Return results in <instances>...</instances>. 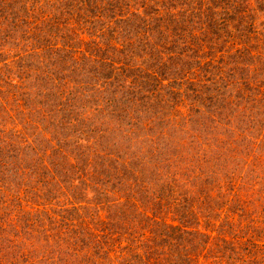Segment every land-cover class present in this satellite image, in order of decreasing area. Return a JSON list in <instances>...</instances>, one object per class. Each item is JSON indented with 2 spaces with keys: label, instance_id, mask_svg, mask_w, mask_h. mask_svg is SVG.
<instances>
[{
  "label": "rangeland",
  "instance_id": "374dc122",
  "mask_svg": "<svg viewBox=\"0 0 264 264\" xmlns=\"http://www.w3.org/2000/svg\"><path fill=\"white\" fill-rule=\"evenodd\" d=\"M0 2V264H264V0H111L114 35L105 8L65 33L52 0ZM93 40L138 77L87 72Z\"/></svg>",
  "mask_w": 264,
  "mask_h": 264
},
{
  "label": "trees",
  "instance_id": "16d2710c",
  "mask_svg": "<svg viewBox=\"0 0 264 264\" xmlns=\"http://www.w3.org/2000/svg\"><path fill=\"white\" fill-rule=\"evenodd\" d=\"M235 1L236 2H239L240 0H235ZM99 2H100V0H52V5L55 6V8L58 9V12L61 13L60 15H55V16L56 17L57 16L60 17V19H61L60 25H63L64 26V28L62 26H61V28L62 29H65V33H67L68 32L67 30H69V28H67V26L70 24V20H69L68 17L63 16L62 15L63 13H67L68 14L69 11H72L73 9H75L76 11H78V15L80 16V13H82L85 10H90V12H95V11L98 12V11L102 10L101 8H105V11H103V12H107L106 13V16H108L110 18V26L108 24L107 31L111 32L114 35V32L116 31V29H115L114 26H112V21H113V17L116 15V9L113 8L115 6L111 5L112 4L111 3V0H109V6L108 7H106L105 5L104 6H100L99 5ZM188 3H192L193 4V2H191V1H189ZM188 3H187V5H188ZM1 4L2 3L0 2V5ZM197 5L198 4H196V6ZM199 5H201V4H199ZM61 6H62L63 9L61 8ZM173 7L178 8L180 10L179 11L180 15L182 13L185 14V15L187 14V10L180 9L181 8V5H178L177 4V6H174L173 5ZM196 10H198V7L193 8V10L190 13L187 14L189 16V18L193 15V17L191 18L192 21L193 20H196V18L198 16V13L196 12ZM119 14H124V13L122 11V12H119ZM205 15L207 16V18H205V21H206L205 24H206V26L209 27V29H211V30L213 28L214 29V32L218 34V39H220L221 36H223V34H224V29H223L222 32H221V30H222V28L227 27V25H226L227 22L224 21L226 23H223V22L219 21L218 18L216 19V17L215 18H212L211 15H210V11H208L207 13H205ZM217 15H218V13H217ZM233 17H237V16H235V14L232 13L230 16L227 17V19H229V18L230 19H233ZM115 20L118 21V15L115 17ZM128 26H129V24H127V27ZM140 26H142V25L141 24H138V27H140ZM80 27H83V25H81ZM199 28L202 30V26H201L200 22H199ZM215 33H214V36H217ZM8 35H9V33H6L5 34V38L6 39H9L10 36L8 37ZM145 37H142V39H140L141 47L147 53L150 52V51L152 52V49H153L155 43L154 42L151 43L150 42V39L146 40ZM110 40H112V39L108 38V43H110ZM204 40H207V38L206 39L203 38L201 40L199 39L198 41H196L198 43V45L196 46V49L200 50V49H202L204 47V43H205ZM208 41H209V46H214L215 43H214V41L212 39L209 38ZM215 46H217V45H215ZM101 50H104V51L101 52ZM173 50L176 51L177 48L175 47ZM87 52L88 53H93V55L97 56V58H91V59H90L89 56H87V57L85 56V59H86V62L85 63L86 64L87 63L90 64V70H87V72H90V71L96 72V75L98 76V78L101 77V74L102 73L106 77H109V78H112L113 77V79H112L113 81H115L117 79H121L122 76H120V75H123L124 79L125 78L131 79L130 77H132L133 74H134L133 77L135 79H136V77H138V75H137V72H138L137 69L135 70V69H128V68L120 69V72L118 73V77H116L115 76L116 75L115 72H117V65H115V64H117L118 61H116V63H115V59L108 58V56L106 54L107 53L106 50L100 45V43H98L95 40L90 41V42L87 43L85 53H87ZM150 57H151V55H150ZM103 59H105V60H103ZM151 59H152V57L150 59H148V61H147V63H146L145 66L151 65ZM208 63H210V62H208ZM33 64H35L36 66H38V67H36V70H42V64H38L36 61H33ZM152 64H153V62H152ZM171 65H173L172 62L168 63V65H166V66H162L161 68L170 67ZM207 65H209V64H207ZM25 68L28 70V65H26ZM107 69H108V72H106ZM176 72H178V71H176ZM9 76H10V73H9ZM11 80H13V79H11ZM109 94L112 95L113 93H109ZM23 97L25 98V96H23ZM31 100H33L32 97H31ZM76 118H78V117H76ZM18 150H19L18 148H15V147L12 146L11 148H9L7 150V155H9V153H10L11 155H13V156H10V158H12V159H18L19 158V155L18 154H15V153H19V152H17ZM4 193H5V190H3L2 196H3V200L6 202V200H7L6 197L7 196ZM168 203L171 204V205H173V203L170 200H169ZM164 207H165V205H164ZM165 209H168V208L165 207ZM160 212L163 213V211H156V214H160ZM171 212L172 211L168 209L166 211V213H164V214H170ZM210 212L211 211L207 212L208 213L207 216H211L212 215V212L211 213ZM175 213L178 214L179 217H183L187 222H190V223H191V219H193V220L195 219L194 214L191 215L187 211H184L182 213H178V211H176L173 214H175ZM164 218H166V217H164ZM251 229H253V227L251 225L248 226V231L247 232H249ZM121 232L122 231L119 230V234H122ZM244 234H246V233L244 232ZM108 237H110V235ZM247 237H248V239H253L252 238L253 236H252L251 233H248L247 234ZM1 239H2V241H6V240L8 241V237L7 236H5L4 238H1ZM179 240H180V236H179ZM11 242H12V240L9 239L8 244L11 243ZM250 244L251 245L255 244V240L254 241H251ZM17 253H21V256L19 257L18 254H16L15 257L12 259V262H11L12 264H20V258L26 256L24 254V252H22L21 250H18ZM155 253L157 254L156 250L153 251L151 253V255L148 256V258H151L152 256H154Z\"/></svg>",
  "mask_w": 264,
  "mask_h": 264
}]
</instances>
